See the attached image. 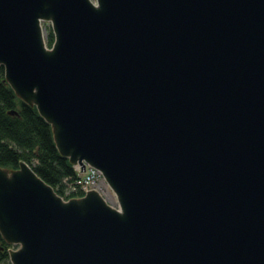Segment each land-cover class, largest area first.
Here are the masks:
<instances>
[{
  "label": "water",
  "instance_id": "water-1",
  "mask_svg": "<svg viewBox=\"0 0 264 264\" xmlns=\"http://www.w3.org/2000/svg\"><path fill=\"white\" fill-rule=\"evenodd\" d=\"M0 66L118 201L0 167L11 264H264V0H0Z\"/></svg>",
  "mask_w": 264,
  "mask_h": 264
},
{
  "label": "trees",
  "instance_id": "trees-1",
  "mask_svg": "<svg viewBox=\"0 0 264 264\" xmlns=\"http://www.w3.org/2000/svg\"><path fill=\"white\" fill-rule=\"evenodd\" d=\"M52 42L50 31L46 45L50 47ZM20 162L27 163L60 196L64 195L68 183L75 185L79 178L74 165L57 150L51 125L35 106L16 96L0 66V167L17 169ZM81 195L78 190L72 191L69 197ZM11 247L0 234V264L8 263Z\"/></svg>",
  "mask_w": 264,
  "mask_h": 264
},
{
  "label": "rangeland",
  "instance_id": "rangeland-1",
  "mask_svg": "<svg viewBox=\"0 0 264 264\" xmlns=\"http://www.w3.org/2000/svg\"><path fill=\"white\" fill-rule=\"evenodd\" d=\"M94 1V0H93ZM42 27H43V32H44V39L46 42L47 39V34L48 32L51 31V25L49 21H42ZM52 32V31H51ZM48 47V46H47ZM75 170L77 171L78 174L81 175V172L78 170L77 166L75 165ZM68 187L66 188L64 195L61 196L63 199H67L66 197H69L71 195V192H77L79 189V187L75 186L72 183H68ZM98 189L101 191L102 196L104 197V199L106 200V202L113 206V207H117L118 206V201L116 199V196L114 194V192L112 191V189L109 187V185L107 184V182L105 181V179H103L99 184H98ZM74 197H79V196H74ZM72 198V197H69ZM11 248H16L15 245H12ZM2 264H11L10 261L8 260V263H2Z\"/></svg>",
  "mask_w": 264,
  "mask_h": 264
},
{
  "label": "built area",
  "instance_id": "built-area-1",
  "mask_svg": "<svg viewBox=\"0 0 264 264\" xmlns=\"http://www.w3.org/2000/svg\"><path fill=\"white\" fill-rule=\"evenodd\" d=\"M76 166L81 172L80 167L78 165ZM78 176L79 178L76 180L75 185L79 187L82 195L89 190H96L102 195L101 191L98 189V184L104 179L101 171L87 165L85 171L81 172V175L78 174Z\"/></svg>",
  "mask_w": 264,
  "mask_h": 264
}]
</instances>
